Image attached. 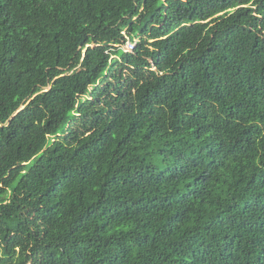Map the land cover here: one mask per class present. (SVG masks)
Listing matches in <instances>:
<instances>
[{
	"label": "trees",
	"instance_id": "1",
	"mask_svg": "<svg viewBox=\"0 0 264 264\" xmlns=\"http://www.w3.org/2000/svg\"><path fill=\"white\" fill-rule=\"evenodd\" d=\"M0 264H264V0H0Z\"/></svg>",
	"mask_w": 264,
	"mask_h": 264
},
{
	"label": "built area",
	"instance_id": "2",
	"mask_svg": "<svg viewBox=\"0 0 264 264\" xmlns=\"http://www.w3.org/2000/svg\"><path fill=\"white\" fill-rule=\"evenodd\" d=\"M135 48V43L132 40H128L126 44L124 45V49L126 51H133Z\"/></svg>",
	"mask_w": 264,
	"mask_h": 264
}]
</instances>
